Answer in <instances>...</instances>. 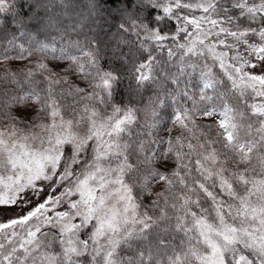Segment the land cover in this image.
<instances>
[{
  "label": "snow or ice",
  "instance_id": "obj_1",
  "mask_svg": "<svg viewBox=\"0 0 264 264\" xmlns=\"http://www.w3.org/2000/svg\"><path fill=\"white\" fill-rule=\"evenodd\" d=\"M111 2L134 39L109 49L97 0L66 43L67 0H0V62H28L0 74V209L21 208L0 222V264H264V0ZM53 29L60 46L38 39ZM48 57L92 91L57 93ZM125 80L154 90L143 108L113 102ZM167 109L183 131L157 141Z\"/></svg>",
  "mask_w": 264,
  "mask_h": 264
},
{
  "label": "trees",
  "instance_id": "obj_2",
  "mask_svg": "<svg viewBox=\"0 0 264 264\" xmlns=\"http://www.w3.org/2000/svg\"><path fill=\"white\" fill-rule=\"evenodd\" d=\"M99 4V13L100 15L97 17V24H102L103 25V33L101 35L104 36V42L105 44L108 45L109 49L112 47L113 42L117 39H119L121 36H123V39L125 40H133L134 37L126 35V34H121L118 32L117 25L121 23V19L119 15L116 13L115 8L116 5H114L111 0H97ZM87 0H67V16L64 17V27L67 28L69 31L65 37V43L67 40H83V35L79 32L71 31L72 26L82 18V16H86L88 14V9L86 7ZM59 11V9H57ZM199 15L200 13H195ZM112 19L111 23H108V19ZM95 26H93V31H96ZM84 33L89 31V27H84L82 30ZM59 33H57L56 30H49V35L47 37L45 36H39L38 39H55L57 42V45L60 46V39H59ZM23 42V41H21ZM229 42H231V38H229ZM27 47V45H25ZM221 48H223L221 46ZM127 50V49H125ZM226 50V49H225ZM11 55L15 56L16 53L13 51L10 53ZM232 54V53H230ZM38 58V54L34 55L33 59ZM158 59L161 61H167V54L166 52H162L158 54ZM194 62L196 58H193ZM47 62L49 63V67L52 68L54 71H56L60 76H64L66 78V83H62L59 85H54L55 91L57 93H61L63 90H66L69 86H74V87H80V88H85L87 92H91L92 89L90 87H87L83 81L81 80L79 74L75 72H69L67 70V61H54L51 60V57H48ZM207 63L212 64V59L211 57L207 58ZM28 65L27 61H19V60H12V61H7V62H0V74H3L5 70L9 71H23L25 67ZM101 65L105 69H111L113 67L119 69L120 65L119 63L115 62L111 52L108 50H105L102 52V58H101ZM166 69L169 67L171 68V71L175 72V67L171 66L169 63H164L163 65ZM213 71L216 72L217 74L220 73V69L218 67H213ZM43 75H47V73H44ZM37 81L40 82L41 87H46L45 82L42 79L41 75H37L35 77ZM191 81L193 84H196L199 82L198 79V74L194 73L193 76L191 77ZM154 90L153 89H146L139 95H129L128 92V81L125 80L119 87L118 89V94L114 98V103L120 104L121 106L126 105L131 103L132 105L143 108L145 106V103L147 101V98L153 94ZM78 99V97H75ZM57 99L61 101V103L65 106L69 105L72 103L74 97H68V96H61L58 95ZM82 103H88L87 101H83ZM67 108H65V115L67 116ZM101 111L103 112L104 109L101 108ZM110 111V109H109ZM171 109H167L161 112V115L163 116L162 121L160 122L158 129L155 130V135L154 138L159 141L161 139H167L169 136V130L170 134L172 136H177L180 135L181 132L183 131L182 129H179L177 127H174L169 119L170 114H171ZM16 115H20V113H16ZM138 116L140 117V124H143L144 122V114L143 113H138ZM198 124H211L212 120L211 118H198L197 119ZM137 131H142L139 126L136 128ZM159 149L161 151L164 150L166 145L159 144ZM152 197L144 196L142 198V204L144 208H147L150 206ZM205 207L208 205L205 204Z\"/></svg>",
  "mask_w": 264,
  "mask_h": 264
},
{
  "label": "rangeland",
  "instance_id": "obj_3",
  "mask_svg": "<svg viewBox=\"0 0 264 264\" xmlns=\"http://www.w3.org/2000/svg\"><path fill=\"white\" fill-rule=\"evenodd\" d=\"M107 22L111 23L112 19L111 18L108 19ZM94 28H95L96 31L99 30L98 27H94ZM217 50L220 51V50H225V49L220 47ZM240 51L243 52L244 49L241 48ZM23 207H24V210L26 211L28 206H23ZM20 213H21V208L15 207V206L9 207V208H6V209H0V222H3L5 220H7L8 218L14 217L15 215H18Z\"/></svg>",
  "mask_w": 264,
  "mask_h": 264
}]
</instances>
